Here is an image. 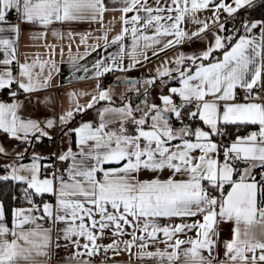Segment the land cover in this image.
Here are the masks:
<instances>
[{
  "label": "snow or ice",
  "instance_id": "obj_1",
  "mask_svg": "<svg viewBox=\"0 0 264 264\" xmlns=\"http://www.w3.org/2000/svg\"><path fill=\"white\" fill-rule=\"evenodd\" d=\"M119 5L109 39L106 0H0V264H94L101 254L99 264H120L122 253L127 264H264V12L249 15L264 0ZM85 20L103 34L68 31L79 36L69 65L72 79L94 87L68 90L59 110L51 95L29 110L60 67L53 43L47 58L18 56L22 25L62 40L57 23ZM173 49L151 74L103 86L105 74ZM117 83L137 102L121 92L117 103ZM45 140L46 154L36 150Z\"/></svg>",
  "mask_w": 264,
  "mask_h": 264
},
{
  "label": "crops",
  "instance_id": "obj_2",
  "mask_svg": "<svg viewBox=\"0 0 264 264\" xmlns=\"http://www.w3.org/2000/svg\"><path fill=\"white\" fill-rule=\"evenodd\" d=\"M106 5L109 8V11H106L103 17V25L105 29L109 30V39H111V36L115 34L116 32L119 31L120 28V23L118 20L119 17V12L118 11H113L112 9L118 8L119 5V0H106ZM113 17H117V20L113 21ZM55 27L57 30L61 33L64 34L63 39H58L57 37H54L51 35V29L48 31V35L45 39H39V38H33V33L37 31H41L42 29H39L37 27H32V26H23L21 27L20 35L18 38L17 42V53L19 57H23L24 55L28 56H34L35 54L39 53L41 57L47 58L48 56V50L44 47L45 43H53L56 44V52H55V59L57 60L59 67H60V73L58 75H55L53 78V81L49 88L47 90H41L39 93H37V96H34L32 99V103L28 106L29 110H31L35 105H36V100L37 97L39 100L43 101L45 96H53L56 99V108L59 110L60 107L65 104L66 98L63 99V102L61 98L64 97V93L67 92L70 89H83L85 91L91 89L94 87L95 81L92 79H86V80H75L72 79V73L73 70L70 68L69 65V48L68 45L71 43V52L73 55L77 53V45L79 44V36H76L72 39H70L67 36L68 31H72L74 33H91L92 36H100L103 34V29L101 28V24L99 22H92V21H78V22H73L71 26L69 25H61V24H56ZM258 34V29L256 30ZM8 33H5L7 35ZM15 38V37H13ZM130 42V41H129ZM89 44L93 43V40L89 38L88 40ZM198 43L196 46H198ZM63 45L64 47V52H63V57H61L60 53V47ZM186 51L190 50L192 45L185 44L182 46ZM84 49L83 45L79 46V51L82 53ZM179 49H173V50H168L165 51L163 54L158 55L156 58H151L149 60V63L147 65H142L139 68H134L131 70H128L127 72H118V75L115 77L114 81L116 80L117 77H130V78H136L137 80L141 79L143 76L151 74L150 70L153 69L158 63L163 61L165 56H172L175 51H178ZM99 51H103L102 49ZM107 51L111 52L114 51L112 47H109ZM96 53H92L90 56L86 57L85 61H82L81 63H91L92 60L96 58ZM0 56H2V53H0ZM80 75H83V73H80ZM113 84V82L111 83ZM110 85V84H108ZM107 85V86H108ZM120 85L124 84H115V90H116V96L115 100L117 103H119V96L120 93L123 92L126 96H129L132 98L134 102H137L135 100L136 93L135 92H129L127 91L129 88H121ZM106 86V87H107ZM140 87V85L138 86ZM159 88H154L151 90L152 94L157 93ZM142 98V97H141ZM86 99V97L81 98V102ZM40 111H44L43 105L41 104L40 106ZM95 110H92L88 113V117H91L94 114ZM85 117V118H88ZM79 119V117L77 118ZM3 137V134L0 133V138ZM10 148L15 147V141H12L11 144L9 145ZM50 144L47 140L43 142L42 145L37 148V151L44 152L45 154L50 148ZM22 150V148L20 149ZM31 156V149L29 150L26 159L24 162H28ZM0 162L1 164L7 163L2 157H0ZM223 231H222V236L221 239L229 238L230 235V224H222L221 225ZM222 252L223 248L222 246L218 247L215 250L214 255L219 254L220 257L222 258ZM67 252L64 249H61L60 253L58 254L59 256H64L66 255ZM207 255V252L204 253ZM94 264H99L100 258L99 256H96L93 258ZM116 260L120 262V264H127L128 256L126 253H122L118 257H116ZM51 264H62L61 260H58L56 256L53 257ZM214 264H217L216 261H214Z\"/></svg>",
  "mask_w": 264,
  "mask_h": 264
},
{
  "label": "trees",
  "instance_id": "obj_3",
  "mask_svg": "<svg viewBox=\"0 0 264 264\" xmlns=\"http://www.w3.org/2000/svg\"><path fill=\"white\" fill-rule=\"evenodd\" d=\"M260 3V0H256V4L258 5ZM262 12H264V8H259V7H257V8H255V10L254 11H250L249 12V15H251L253 18H257V19H259V18H261V13ZM241 15H243V13H241ZM228 27L229 28H231L232 27V24L231 23H229L228 24ZM231 132H233V133H235L236 132V128L235 127H231L230 129H229ZM247 130H252L251 128H249V129H247ZM247 130H245V129H241L240 131H241V134H243L245 131H247ZM43 144V143H42ZM41 144V145H42ZM3 164H1V162H0V166H2ZM2 167H0V172H2ZM6 188H7V186H4V195L6 196L7 195V191H6ZM17 203H19V201L17 202Z\"/></svg>",
  "mask_w": 264,
  "mask_h": 264
},
{
  "label": "built area",
  "instance_id": "obj_4",
  "mask_svg": "<svg viewBox=\"0 0 264 264\" xmlns=\"http://www.w3.org/2000/svg\"><path fill=\"white\" fill-rule=\"evenodd\" d=\"M9 19L10 20L15 19V13L14 12L9 13ZM117 75H118V72L105 74L103 77V86L106 87L108 84H111ZM4 95H6V93H0V98H3ZM99 258H100V260L103 259L104 258L103 254L99 255Z\"/></svg>",
  "mask_w": 264,
  "mask_h": 264
},
{
  "label": "rangeland",
  "instance_id": "obj_5",
  "mask_svg": "<svg viewBox=\"0 0 264 264\" xmlns=\"http://www.w3.org/2000/svg\"><path fill=\"white\" fill-rule=\"evenodd\" d=\"M121 86V88H123V89H125V88H129V84H124V85H120ZM139 85H137V87H138Z\"/></svg>",
  "mask_w": 264,
  "mask_h": 264
},
{
  "label": "water",
  "instance_id": "obj_6",
  "mask_svg": "<svg viewBox=\"0 0 264 264\" xmlns=\"http://www.w3.org/2000/svg\"><path fill=\"white\" fill-rule=\"evenodd\" d=\"M134 79H136V78H134ZM137 80V79H136ZM117 84H128V83H117Z\"/></svg>",
  "mask_w": 264,
  "mask_h": 264
}]
</instances>
